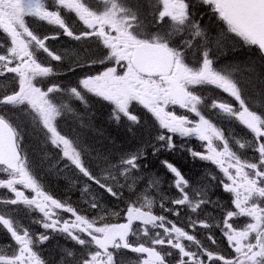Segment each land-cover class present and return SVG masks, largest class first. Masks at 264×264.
I'll return each instance as SVG.
<instances>
[{
	"label": "flooded vegetation",
	"instance_id": "flooded-vegetation-1",
	"mask_svg": "<svg viewBox=\"0 0 264 264\" xmlns=\"http://www.w3.org/2000/svg\"><path fill=\"white\" fill-rule=\"evenodd\" d=\"M114 3L116 1L109 0H0V22L9 28L12 43L24 41V47H40L37 58H30L33 62H46L51 56L57 59L52 51L56 52L59 60L55 63L54 76L62 73V83L78 82L62 84L58 95L60 118L56 120L61 128L50 124L49 137L81 139L79 132L82 134L84 127L89 128V112L94 114L92 122L100 123L117 116H136L142 113L141 107H148L165 122L168 129L164 138L170 143L211 141V149L201 154L204 160L194 165L203 179L196 181L191 163L188 166L180 163L183 157L172 166L182 175L194 178L196 190L186 191L182 200L174 202L171 194L176 190L167 186L164 190L168 196L164 206L165 225L135 224L129 243L158 249L165 260L158 264H264V158L258 157L257 148L244 150L241 143L235 150L237 157L226 151L225 137L221 134L224 119H217V114L209 108V88H197L205 81L201 80V75L197 79L181 69L179 74L173 72L169 77L149 79L137 73L130 62L129 46L135 44L134 35L130 28L124 29L117 15L122 9ZM9 9H16L21 15L5 16L3 13L8 14ZM131 9L137 11V5ZM148 9L151 8L148 6ZM67 46L70 54L63 52ZM63 67H71L69 75ZM86 71L93 90L79 79ZM79 87L81 90L88 87L93 91L88 93L92 97L83 98L79 94L73 103L66 93L77 91ZM146 93L152 96L149 103L145 100ZM202 102L205 103V116L201 112ZM77 120L85 126H80ZM244 137H239L238 141ZM74 145L72 143L67 152H72ZM81 146L84 150L97 149L85 138L81 139ZM212 151L217 154L216 160ZM243 154L255 156L251 159L255 164L244 165L240 160ZM165 168L168 172V166ZM210 170L220 178L219 182L214 183ZM26 193L37 200L43 197L41 191H23V197ZM38 206L41 208L40 203ZM153 211L161 214L158 208ZM54 215L57 218L55 245L50 253L45 252L46 263L95 264L102 252L96 249L91 235H103L108 226L103 228L107 217L98 214L96 217L102 219L92 222L76 212H54ZM153 231L165 232L166 243ZM78 238L86 246H74L71 239ZM41 241L45 247L51 243L45 236ZM119 252L120 257L111 252L102 264H113L112 261L128 264L131 259L140 264H154L147 256L129 255L125 250Z\"/></svg>",
	"mask_w": 264,
	"mask_h": 264
},
{
	"label": "trees",
	"instance_id": "trees-1",
	"mask_svg": "<svg viewBox=\"0 0 264 264\" xmlns=\"http://www.w3.org/2000/svg\"><path fill=\"white\" fill-rule=\"evenodd\" d=\"M136 4L137 8L142 11V15L149 12L146 0H137ZM197 6L193 3L192 18L195 19L193 20V26H191L192 32L190 28V31L189 29L186 31L185 43L188 52L190 53L191 51L194 55L199 56L203 52L211 51L214 56L212 58L213 61L219 63V71L234 79L236 84L241 88V94L248 98L250 110L258 112L264 119V57L262 53H260V50L255 45L250 44L246 38L234 32L232 27L227 26L228 23L222 19L223 16H217V12H215V22L211 21L207 12L209 8ZM142 8L146 10L143 11ZM198 8H203L205 10L204 13H195L194 10ZM142 120L140 125L130 124V127L136 130L135 134L126 132L124 128H109L107 122L106 125L102 122H90L89 132L93 131L92 125H95L94 127L101 130L100 135L88 134L86 129L82 133L83 139L85 138L86 141H89L97 148L96 150L83 151V154L85 153V160L90 165V171L96 176L104 175L106 178H109V181L116 182L113 184L114 186L112 184L109 185L110 193L108 191H105V193L108 201L114 197L112 193H118L120 197L119 203L122 204V208L130 205L133 196L129 192L131 183L128 179L120 182L115 180V177H118L115 167L119 164V159L130 153L142 157L147 152L148 156H152L155 147L157 148L155 144H147L152 143L150 139L156 133L154 122H152L150 117H143ZM228 130L232 132L233 129L231 126H228ZM245 132L248 135V131ZM40 145L42 149H47L44 142L43 144L40 143ZM33 151V154H35L41 151V149L38 147L36 150L33 149ZM157 156L158 154L153 155L156 158ZM180 163H187L188 166L190 159L185 156ZM151 164H155L152 171H148V174L136 176L135 178L139 181L147 180V183L143 186L149 187L151 184H155L157 188L162 189L164 169L159 168V157L158 160H153ZM190 165L192 166L191 172H194L196 181L203 179L199 176L196 166L194 164ZM46 176L49 177L46 178L47 183L51 184L56 181L55 177L53 178V174L46 173ZM68 180L71 181L69 178L61 181L67 182ZM164 182L166 183L165 179ZM124 183L126 184L124 185ZM67 188L69 189L70 187L64 186L63 190ZM109 204L116 206V203L112 204L110 201L107 205Z\"/></svg>",
	"mask_w": 264,
	"mask_h": 264
},
{
	"label": "rangeland",
	"instance_id": "rangeland-1",
	"mask_svg": "<svg viewBox=\"0 0 264 264\" xmlns=\"http://www.w3.org/2000/svg\"><path fill=\"white\" fill-rule=\"evenodd\" d=\"M148 4L151 3V0H146ZM176 0H163V3H164V6L167 10L164 9L165 12H168V14L171 13V15L173 17H178L180 18L182 15H185L187 14L188 16L191 14L190 13V10H189V7L186 8V9H183V7H181L182 4H184L186 1L182 0L181 3L179 2H175ZM137 2V1H136ZM115 6H116V3H114ZM147 6V5H146ZM138 7V6H137ZM142 10H146L145 8ZM199 11H203V9H200ZM193 12V11H192ZM117 15L119 16L120 20L123 21L122 22V25L124 27V29H128L130 28L131 29V25H132V21L131 19H128L126 14L125 13H120L118 11ZM172 17V18H173ZM144 18H147V14L144 15ZM177 18V19H178ZM183 18V17H182ZM181 19V18H180ZM185 21H188L189 18H184ZM196 21V20H195ZM194 23V22H193ZM187 24H191V22H187ZM193 26V24L191 25ZM192 27H190L191 29ZM191 32H192V29H191ZM191 34V33H190ZM134 41L136 42L137 40L134 38ZM70 47L67 46L66 50H65V53L67 54H70V51L71 50H68ZM11 54L9 55L10 57L11 56H15V59L18 60V56L20 54V50L19 48H14V49H11ZM217 52V51H216ZM126 54L128 55V51L126 50ZM7 59V57L5 56V60ZM211 53L208 51L206 52H203V54H201V61H199L200 65L198 66L199 69H197V72L198 74H204L207 72V70L209 69V67H211L212 63H211ZM21 66V64L18 63H15L14 65H8L7 66V70L8 71H12L14 68H19ZM1 68V66H0ZM39 71L42 72L41 68H38ZM210 73L209 75H207L206 79L209 80V82L213 85L218 86H221L223 87V89H221L219 91V93H221V97L224 98V102L225 103H230L232 100H234V96H232L231 100H230V97L228 96V94H230V92H228L234 85L231 81V77L229 75H226V74H223V73H216V74H212L211 70H208ZM217 72V71H215ZM86 74H87V71L84 72L83 75H81L80 77V80H83L86 78ZM197 74V75H198ZM228 77V78H227ZM205 80V83L206 81ZM91 79L90 80H84L83 82L84 83H87L89 82V84L87 85L91 90L92 89V84H91ZM218 86V87H219ZM88 87H84L82 89V92L83 93H92L93 91H91ZM26 90V89H24ZM72 90V88H71ZM254 87H253V91H254ZM252 91V92H253ZM71 92V91H70ZM38 94H33L32 93V90H30L28 93L27 91H25V96L23 98V103L29 105V107L34 111V113L42 118L43 120L46 119L48 121L49 119V114H51V111L48 109V106L45 104V101H44V98L42 97V93H40V91H37ZM80 92L78 93H75L73 94L71 92V102L74 103L75 99H76V96L79 95ZM145 99H151V95L150 94H147L145 95ZM244 108L242 109V111L244 112ZM247 112V111H246ZM89 124L90 122L93 121V116L94 114H92L91 112H89ZM103 114V113H101ZM255 116V117H254ZM253 117L251 115H247L246 118L250 119V123L251 125L255 126V124L257 125V118H256V115H254ZM242 117L244 119L245 118V114L243 113L242 114ZM92 118V119H91ZM78 123H80V126H85L84 125V122L82 123L80 120H77ZM95 125H92V129L93 131L89 132V128L88 126H86V130H87V133L89 134H92V135H95V134H98L100 135V131L99 129H97L96 127H94ZM29 129V128H27ZM26 129V130H27ZM91 130V128H90ZM82 131H85V130H82ZM29 134L33 135L34 132L33 131H29ZM257 135H259V133L257 132ZM30 144H31V147L33 146L34 147V150H36L38 147L41 149V151H39L38 153H35V162L38 163V166L43 170V171H46V172H53V173H56V176L59 177L61 174V169L59 168V162L58 159L56 157L53 158V156L51 157H47V154H50V152H48L47 150H45L44 148L42 149L40 147V143H37L34 141V139L32 138V136L30 137ZM61 144V142L59 143ZM64 144V143H63ZM259 145H257L254 149L258 148ZM206 147H207V150L209 151V149H211V143H208L206 144ZM44 150V152H43ZM64 155H67L69 159H73L75 158V156L77 155L76 151H73V152H63ZM213 156H214V160H216L217 158V154H215V151H212ZM64 158V157H62ZM64 161L68 162L67 160L64 159ZM129 169L130 167H128L127 169H125V171L123 172L124 175H129ZM0 174H1V177H0V190L4 193H9L10 194V191L13 193L15 190H17V187L22 184V185H26L28 183H33L32 182V178L29 174V172H27L26 170H20L18 173L16 172L15 174L14 173H9L8 171H5V172H1L0 171ZM134 183H132V188H135V186L133 187ZM15 197V196H14ZM15 199H17V197H15ZM0 216L2 217H6V214L5 213H2ZM17 240H16V243L19 245H24V236H21L20 233H17ZM71 242L74 246H86V244H83L82 240L80 238H78L77 240L75 239H71ZM26 248H25V247ZM23 246L24 248V253H22V255L26 254V255H31V253L33 254V257H32V261L31 263L33 262L34 264H38L37 263V259H38V255L36 254L35 251L32 250V252L29 251V248L27 246V244H25ZM26 249L28 250L29 253H27ZM130 264H139L137 261H132Z\"/></svg>",
	"mask_w": 264,
	"mask_h": 264
},
{
	"label": "water",
	"instance_id": "water-1",
	"mask_svg": "<svg viewBox=\"0 0 264 264\" xmlns=\"http://www.w3.org/2000/svg\"><path fill=\"white\" fill-rule=\"evenodd\" d=\"M228 16L232 24L240 29L248 38L252 39L264 52V0H212ZM135 64L147 75H157L167 73L172 68L174 54L170 53L163 45L153 43L138 44L135 48ZM142 63V64H141ZM19 94L5 100L11 101ZM20 159L19 151L16 147L14 132L8 124L0 118V163L16 165ZM17 166L14 167L16 169ZM128 218L133 222V218L149 217L151 221H156L157 216L141 210L130 211ZM129 229L128 226H113L110 233L105 238L106 245L113 243L120 237L122 231Z\"/></svg>",
	"mask_w": 264,
	"mask_h": 264
},
{
	"label": "bare ground",
	"instance_id": "bare-ground-1",
	"mask_svg": "<svg viewBox=\"0 0 264 264\" xmlns=\"http://www.w3.org/2000/svg\"><path fill=\"white\" fill-rule=\"evenodd\" d=\"M105 121H103L102 123H104Z\"/></svg>",
	"mask_w": 264,
	"mask_h": 264
}]
</instances>
